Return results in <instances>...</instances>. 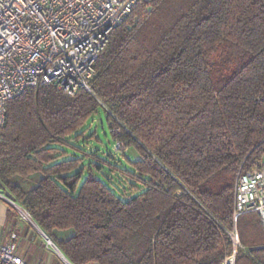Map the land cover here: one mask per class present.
Instances as JSON below:
<instances>
[{
	"label": "trees",
	"instance_id": "obj_1",
	"mask_svg": "<svg viewBox=\"0 0 264 264\" xmlns=\"http://www.w3.org/2000/svg\"><path fill=\"white\" fill-rule=\"evenodd\" d=\"M95 68L91 92L35 85L7 103L0 189L49 239L73 231L55 245L70 264H221L237 172L264 163V0H139ZM99 108L113 151L138 155L94 166L126 199L64 150ZM37 173L29 191L13 181ZM236 232L235 264H264L259 216Z\"/></svg>",
	"mask_w": 264,
	"mask_h": 264
},
{
	"label": "built area",
	"instance_id": "obj_2",
	"mask_svg": "<svg viewBox=\"0 0 264 264\" xmlns=\"http://www.w3.org/2000/svg\"><path fill=\"white\" fill-rule=\"evenodd\" d=\"M138 1L0 0V132L6 122L7 103L26 88L51 84L70 96L78 90L91 92L97 59L112 31L126 20ZM121 148L120 142L114 146L115 150ZM4 199L13 205L20 221L38 230L47 248L64 264H70L26 209ZM251 212L264 223V166L237 172L233 230L229 234L233 251L221 264H235L239 246L236 220ZM11 238L17 239L16 234ZM14 247V243L0 245V264H28Z\"/></svg>",
	"mask_w": 264,
	"mask_h": 264
},
{
	"label": "rangeland",
	"instance_id": "obj_3",
	"mask_svg": "<svg viewBox=\"0 0 264 264\" xmlns=\"http://www.w3.org/2000/svg\"><path fill=\"white\" fill-rule=\"evenodd\" d=\"M80 131H83V139H80L74 144L75 148L64 149L67 153V157L81 158V166L84 168L83 173L85 174L88 171V167H91L94 175L103 181L115 194H117L122 199H126V197L129 195H134L136 191H133L132 193L128 192L124 184L119 182L117 176L112 175L111 178H103V170L105 168L102 169V167L105 165L102 162L113 163L110 159H108V156L113 157L115 161H119L122 167H126L127 165L124 163L123 155L126 157H132V159L137 158L138 155L134 150L118 152L113 151V141L109 133L108 121L102 109L99 108L97 113L89 119V121L81 128ZM71 142H74V139H72ZM101 165L102 167L99 170L100 172L94 168V166ZM262 166H264V163ZM96 171L99 174L96 173ZM32 178L33 179L30 182L33 183V180L36 179L37 184L41 178V174H34ZM26 179L27 178L25 177L17 176L13 178V181L21 186L24 191H27L32 189L36 184L26 185ZM124 189L126 192H123ZM0 193L3 195L2 198L0 197L1 200H3L8 208L6 224L4 227H0V235H2L3 240H6L8 244L14 243L15 253L24 259L30 260V262H33L34 264H46L48 255H51L52 257L51 264H64L55 253H52L50 250H48L44 243L43 237L36 228L31 226L29 223L22 222L18 219L15 208L10 202L4 199V197L16 204L18 201L14 197L6 194L1 189ZM38 229L40 230V228ZM12 233L16 234L17 239L14 240L11 238ZM26 233L30 234L29 238H26ZM72 235V230L64 232L57 231L54 232L52 236H50V240L56 245L59 241L67 239ZM40 242L41 246L38 245Z\"/></svg>",
	"mask_w": 264,
	"mask_h": 264
},
{
	"label": "crops",
	"instance_id": "obj_4",
	"mask_svg": "<svg viewBox=\"0 0 264 264\" xmlns=\"http://www.w3.org/2000/svg\"><path fill=\"white\" fill-rule=\"evenodd\" d=\"M33 178H32V176H30V177H28L26 180H25V184L27 185V184H36V179H34L33 180V183H31L30 181L32 180ZM38 184V183H37ZM36 184V185H37ZM35 185V186H36ZM34 186V187H35ZM30 190V189H29ZM29 190H27V191H29ZM1 194V193H0ZM2 195V194H1ZM2 198V197H1ZM1 198H0V227H4L5 226V224H6V221H7V212H8V208H7V206H6V204L3 202V200H1ZM261 221V220H260ZM263 224V226H264V223H262ZM3 244H7V241L5 240H3V238H2V235H0V245H3ZM38 245L39 246H41V242L40 243H38ZM48 250H50L52 253H54L51 249H49L48 248ZM56 254V253H55ZM57 255V254H56ZM19 256V255H18ZM58 256V255H57ZM22 258V257H21ZM24 259V258H23ZM25 261H27L28 262V264H34L33 262H30V260H27V259H24ZM61 260V259H60ZM51 262H52V257H51V255H48V257H47V263L46 264H51Z\"/></svg>",
	"mask_w": 264,
	"mask_h": 264
},
{
	"label": "water",
	"instance_id": "obj_5",
	"mask_svg": "<svg viewBox=\"0 0 264 264\" xmlns=\"http://www.w3.org/2000/svg\"><path fill=\"white\" fill-rule=\"evenodd\" d=\"M65 259V258H64ZM66 260V259H65ZM66 262H68L67 260H66ZM69 263V262H68Z\"/></svg>",
	"mask_w": 264,
	"mask_h": 264
}]
</instances>
